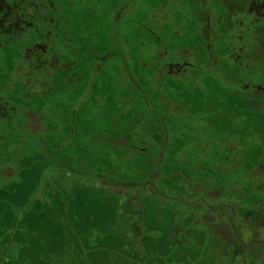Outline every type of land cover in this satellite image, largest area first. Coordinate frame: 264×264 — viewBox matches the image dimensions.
I'll return each instance as SVG.
<instances>
[{"label":"rangeland","instance_id":"374dc122","mask_svg":"<svg viewBox=\"0 0 264 264\" xmlns=\"http://www.w3.org/2000/svg\"><path fill=\"white\" fill-rule=\"evenodd\" d=\"M125 1L133 9L127 14L129 26H121L116 35L117 51L124 52V57L117 56L114 83L79 91L81 100L73 104L52 84L27 89L11 85V73L0 74V263L8 256L16 264H89L90 255L99 253L94 264H228L222 249L214 246L216 237H207L203 247L187 245L200 230H207L208 235L225 233L229 221L225 210L210 214L196 203L204 195L203 187L198 189L195 183L213 185L211 177L217 175L212 174V163L220 154L214 142L199 136L201 121L197 117L190 120L192 111L212 122L211 137L224 135L225 146L232 143L240 155L239 167L232 169L227 158L231 152L225 147L226 169L217 178L224 181L226 192L237 201L258 200L262 202L259 206L264 202V191L244 195L227 188L231 179L250 187L240 172L260 159L264 163V100H237L226 80L224 96L210 84L186 88L182 79L175 83L176 89L170 80L171 84L165 83L150 73L146 65L155 63L147 56L154 55L155 47L162 43L168 48L172 42L179 43L185 31L190 33L199 4L171 0L150 13L151 6L163 0H147L150 7L145 6L140 15L139 0ZM102 2L106 3L73 0L69 17L79 30L76 35L83 34L82 28L93 31L106 26L109 13ZM105 30L96 45L101 52L109 27ZM73 39L67 45L79 48L77 38ZM75 53L88 59L86 50L76 49ZM143 59L147 62L142 63ZM20 78L15 79L19 82ZM160 81L163 86H157ZM40 88L50 93L35 92ZM163 92L179 95L186 108L162 118L167 106L163 100L155 106L153 100ZM74 111L69 123V112ZM183 118L192 121L191 125L187 121L183 130L177 129ZM162 123L169 135L159 148L154 134L159 135ZM198 162L206 166L204 171L196 166ZM147 179L154 182L155 192ZM228 200L204 198L207 206L214 207ZM183 208H189L186 218L193 217L189 227L182 222ZM244 212L234 213V226L243 232L238 238L246 245L264 242V228H257ZM205 218H211L217 227L212 229ZM180 224L188 230L184 237ZM174 226L180 228L171 232ZM257 232L258 237L252 238ZM261 246L244 248L246 259L238 255L233 264H262L248 254L250 251L255 257ZM182 248H189L188 256L193 258H182L186 254Z\"/></svg>","mask_w":264,"mask_h":264},{"label":"flooded vegetation","instance_id":"af4514ba","mask_svg":"<svg viewBox=\"0 0 264 264\" xmlns=\"http://www.w3.org/2000/svg\"><path fill=\"white\" fill-rule=\"evenodd\" d=\"M105 1L106 3L102 2V4L107 6L104 10L109 13L106 16L109 24L100 25L93 31L82 28L83 34L76 35L79 30L75 25L70 24V19L73 17H69L73 0H0V74L11 73L14 78L11 85L21 84L27 89L38 88L42 84L48 86L52 84L55 86L54 89L61 90L66 100H71L73 104H78L81 100L79 91L88 92L102 85L108 86L111 81L114 83L113 78L116 79L117 76L115 66L117 56L120 60L124 57V52L117 51L116 35L120 33L121 26H129L127 14L133 8L131 5L128 6L125 0ZM168 1L171 0H163L157 5L154 3L148 11L151 13L158 9L155 6ZM195 2L199 4V8L194 13L195 20L190 33L185 31L179 38L180 42L177 44L172 42L168 48L165 44L159 43L160 46L155 47L154 55H147L150 62H155L151 64L152 67L146 64L149 72L160 76L168 84L176 85L175 83L182 79L186 88L210 84L220 88L223 96L226 80L227 83L232 84L231 91L237 100L254 102L260 98L263 101L264 0H194ZM137 5L140 15L145 10V6L150 7L147 0H139ZM145 18L146 16L143 19ZM104 27L106 30L109 27V40L105 41L106 48L101 52L96 45L102 40L100 32L105 30ZM73 38H77L75 40L79 43V48H69L67 45L68 41L74 40ZM76 49L86 50L89 62L88 59L76 55ZM146 62L145 59L142 60V63ZM121 66L126 70L122 64ZM16 76L21 77L19 82L16 81ZM144 76H147V73ZM160 85H162L161 81L157 83V86ZM1 87L0 83V91ZM175 88L178 89V86ZM20 92L24 95L22 90ZM35 92L42 96L50 93L47 89L41 88ZM177 96L173 97L163 92L153 100L155 106L160 104L161 100L165 102L167 107L165 110V105L163 106L165 112L162 118L172 113H181L186 108L187 104L181 101L179 95ZM2 106L0 103V107ZM75 111L69 112V123L73 122ZM202 115L201 112L192 111L189 117L190 120L195 117L200 118L201 126L198 132H203L199 136L215 143L220 154L218 159L221 160L224 169L225 137L224 135L211 137L209 131L215 127L212 122L201 118ZM184 118L182 122L179 120L181 124L177 129L183 130V123L187 121V124L191 125L192 121H185ZM160 125L159 135L156 132L154 134L155 140L159 142V148L169 135L166 125L164 123ZM67 127L70 128L69 125ZM222 132L224 133V130ZM161 148L163 149V146ZM227 151L240 157L235 146L227 147ZM260 162L262 163L261 159ZM263 176L259 174L258 180L262 181ZM153 184L152 180L147 184L152 191L155 189ZM222 184L224 185V181ZM195 185L197 186L198 183ZM204 198L198 196L197 201L205 204ZM224 198L223 195L222 199ZM222 202L217 204L216 210V206L214 208L206 204L205 206L212 213H218L220 206L225 207V201Z\"/></svg>","mask_w":264,"mask_h":264},{"label":"trees","instance_id":"16d2710c","mask_svg":"<svg viewBox=\"0 0 264 264\" xmlns=\"http://www.w3.org/2000/svg\"><path fill=\"white\" fill-rule=\"evenodd\" d=\"M201 146H205L207 148V145H201ZM221 146V145H220ZM231 146H234L232 143H228L226 144V149L227 147L230 148ZM236 148V147H235ZM230 152V151H229ZM212 156H217L216 154H211ZM227 158H229L230 160V164H232V169H236L237 167H239V161H238V157L235 153H230V155L227 156ZM214 160V164H212V168L215 166L216 168H213V172L212 174L214 175H217L219 177V173H221L220 171H224L225 172V169L226 168H222V165H221V160L219 159H213ZM212 160V162H213ZM263 163H261L260 161L257 162V164L253 165V166H249L247 168V170H244V171H241L240 172V176L243 178V179H246L247 181H249L250 183V187H241L239 186V182L240 180L239 179H231L227 185V188L229 190V192H234V193H239V194H244V195H247L248 193L251 192V194H255V193H260V192H263L264 191V176L262 177L263 180L262 181H259L258 178H259V174H263L264 175V165L262 166ZM198 165H200L198 167ZM226 165H228V163H226ZM199 170H203L206 169V166L200 164L199 162L197 163L196 165ZM3 172V170H2ZM217 176L214 177H211L212 179H215V182H213V185L210 186L208 184V188H206V185L207 183L204 184H200L198 183V181L196 183H198L197 185V188L198 189H202L203 187V195L204 197H210V198H216V197H221L224 195L225 199H229L227 202L225 201V205H228L231 209H233L234 213H237L238 211H245L244 213L246 214V216H249L248 219H251L249 221L251 222H255L257 228H264V202L261 206L260 203L262 202H259L258 200L254 201V200H249V201H244V200H239L237 201L236 199V196H234L235 198H233L232 196L233 195H230L229 193L226 192V189H225V186L218 180ZM195 186V185H193ZM155 192V191H154ZM232 198V200H231ZM235 200V201H234ZM196 203H199L200 205L204 206V208L206 209V211L208 213L211 214V211L205 206V204H203L202 202L200 201H197ZM1 204V203H0ZM211 208H214V205H210ZM189 210V208H188ZM186 209L183 208V212L181 213V216H182V222L184 221L185 224L187 227H189L190 225H192V221L191 219L193 218H186L185 217V212L188 211ZM219 210H225L226 212H228L229 216V220H230V210L228 207H224V206H220L219 207ZM185 217V218H184ZM208 220V221H207ZM211 218H205L203 221H207V223H210V227L212 229H215V227H217L215 224H212L210 221ZM25 221L23 220V223ZM183 224V223H182ZM182 224H180L181 226V233L180 235L183 236L186 234V232H188V230L184 227L186 226H183L182 228ZM236 223H234L235 225ZM180 226H174L173 227V230L171 232H173L174 230H177L178 228H180ZM236 227V226H235ZM186 229V230H185ZM236 231H237V235L238 237L241 239L242 237V234L243 232L241 231V229L237 228L236 227ZM215 231V230H214ZM208 231L207 230H200V233L198 232L197 235H195L196 238H194V242L191 240V241H188L187 245L189 247V244L190 243H196V245L198 246L199 244H201V247H203L204 245H206V243H208V240H207V237L209 236H213V237H216V242L214 243V246H217V249H222L221 253L225 254V258L228 259V264H233L236 256L240 255V258H245L246 259V256L243 254V252L245 251L244 248L242 247V245L235 239L234 235H233V232L231 230V228L229 227V221H228V224H227V230H225V233H211L212 235H208L207 233ZM176 233V232H175ZM258 234L259 232L255 233L252 235V238H257L258 237ZM184 237V236H183ZM203 237V238H202ZM163 238V237H162ZM251 238V239H252ZM187 239H185L186 241ZM151 242V241H149ZM182 242V241H181ZM180 242V243H181ZM187 242V241H186ZM165 245V244H164ZM166 246V245H165ZM260 248H263V249H260L259 252L257 253V255L255 257H252L251 256V253L248 252L249 254V257L251 258H254V259H258V260H261L262 261V264H264V246H261ZM182 248V251L186 254H183L182 255V258L184 259H187L189 257V259L193 258L192 256H188L190 253L189 252V248ZM221 253L217 254V257L220 258V256L222 255ZM3 253H1L0 251V255H2ZM96 254V253H94ZM94 254H91V258L89 259L90 262L89 264H94L93 261H95L98 256H99V253L97 255H94ZM247 255V254H246ZM155 256V255H154ZM164 254L161 255V257H163ZM159 255H156L155 256V259H160L161 258ZM13 260H11L8 256L7 258H5L2 263L0 264H16L14 261L11 262ZM246 261V260H245Z\"/></svg>","mask_w":264,"mask_h":264},{"label":"water","instance_id":"95a60500","mask_svg":"<svg viewBox=\"0 0 264 264\" xmlns=\"http://www.w3.org/2000/svg\"><path fill=\"white\" fill-rule=\"evenodd\" d=\"M226 207L229 208L230 210V220H229V227L231 228L232 232H233V235L235 237V239L243 246V248L245 249H249L251 248V246L253 245H263L264 246V242H251L250 244L246 245L244 244L237 236V231H236V228L234 226V218H235V214H234V211L233 209H231L228 205H225ZM217 209V206L215 208V210Z\"/></svg>","mask_w":264,"mask_h":264}]
</instances>
